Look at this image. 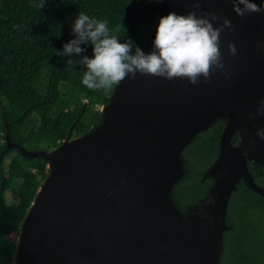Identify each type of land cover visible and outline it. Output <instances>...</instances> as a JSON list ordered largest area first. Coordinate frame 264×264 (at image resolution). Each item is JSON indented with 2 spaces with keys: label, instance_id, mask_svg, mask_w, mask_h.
<instances>
[{
  "label": "water",
  "instance_id": "obj_1",
  "mask_svg": "<svg viewBox=\"0 0 264 264\" xmlns=\"http://www.w3.org/2000/svg\"><path fill=\"white\" fill-rule=\"evenodd\" d=\"M192 2L160 0L141 50H153L160 18L186 15ZM199 12L222 13L233 25L221 36L228 79L215 70L198 85L127 78L100 106L98 124L48 152L20 147L6 129L0 161L16 149L26 159H42L48 170L22 219L13 264H218L236 184L264 197L246 166H264V141L255 135L264 129V115L249 119L264 100V50L256 47L264 44V14L238 17L228 0H201ZM229 42L235 57L228 55ZM218 122L224 125L218 156L201 176L213 181L208 224L191 207L182 211L175 188L186 178L184 150Z\"/></svg>",
  "mask_w": 264,
  "mask_h": 264
},
{
  "label": "trees",
  "instance_id": "obj_2",
  "mask_svg": "<svg viewBox=\"0 0 264 264\" xmlns=\"http://www.w3.org/2000/svg\"><path fill=\"white\" fill-rule=\"evenodd\" d=\"M41 2L0 0V156L6 146V129L20 147L48 152L98 124L99 108L108 102L112 90L88 89L82 83L86 67L67 66L68 59L80 57L56 55L75 38L72 26L81 12L107 21L121 43L131 40L142 48L156 24L160 0H45L40 9ZM80 47L85 49L83 55L92 58L90 45ZM221 131L218 123L184 150L188 172L175 188L179 199L197 194L195 171L213 161ZM34 161L39 163L36 169ZM47 176L42 159H26L16 149L2 156L0 264H13L22 219ZM7 194L15 199L14 204L7 202Z\"/></svg>",
  "mask_w": 264,
  "mask_h": 264
},
{
  "label": "clouds",
  "instance_id": "obj_3",
  "mask_svg": "<svg viewBox=\"0 0 264 264\" xmlns=\"http://www.w3.org/2000/svg\"><path fill=\"white\" fill-rule=\"evenodd\" d=\"M232 11L238 17L253 13L264 14V0L259 5L255 0H228ZM45 0L38 5L44 7ZM201 0H193V11L186 15L170 12L160 18L153 50L145 53L140 47L134 46L131 40L124 43L112 35L107 21L90 18L81 12L72 26L75 38L63 45L56 55L64 57H80L68 59L69 69L77 64L84 65L86 72L82 83L92 90H113L127 78H135L137 74L147 75L165 80L186 79L191 85H198L203 79L210 82L214 70L228 79L230 72L226 68L224 55L221 51V36L225 29L233 31L231 21L222 13L199 12ZM123 29V28H122ZM124 31V29H123ZM88 44L92 49V58L83 55L85 49L80 45ZM229 56L237 55L235 43L226 45ZM258 49L264 50V44H258ZM264 115V100L259 102L254 115ZM264 141V129L255 133ZM111 195V193L109 194Z\"/></svg>",
  "mask_w": 264,
  "mask_h": 264
},
{
  "label": "flooded vegetation",
  "instance_id": "obj_4",
  "mask_svg": "<svg viewBox=\"0 0 264 264\" xmlns=\"http://www.w3.org/2000/svg\"><path fill=\"white\" fill-rule=\"evenodd\" d=\"M223 127L222 124V131ZM238 143L239 137L232 142V146L237 147ZM217 156L218 144L213 161L204 169L195 171V179L199 184L197 194L188 200L177 197L182 211L191 207L193 214L208 224L211 222L208 208L213 203L215 196H206L210 192L213 181L208 179L202 181L201 176L214 163ZM246 166L255 185L264 190V166L252 161H246ZM187 172L186 169V176ZM224 225L226 229L222 237V253L218 264H264L263 196L248 190L242 181L237 183L227 202Z\"/></svg>",
  "mask_w": 264,
  "mask_h": 264
},
{
  "label": "rangeland",
  "instance_id": "obj_5",
  "mask_svg": "<svg viewBox=\"0 0 264 264\" xmlns=\"http://www.w3.org/2000/svg\"><path fill=\"white\" fill-rule=\"evenodd\" d=\"M38 166H39V163L37 161H34L32 163V168L33 169H36ZM6 200H7V202L9 204H14L15 203V199L10 194L6 195ZM11 238H15V235L11 236Z\"/></svg>",
  "mask_w": 264,
  "mask_h": 264
}]
</instances>
